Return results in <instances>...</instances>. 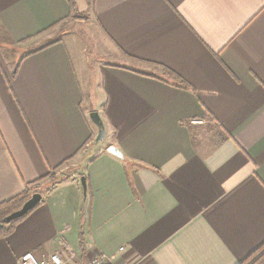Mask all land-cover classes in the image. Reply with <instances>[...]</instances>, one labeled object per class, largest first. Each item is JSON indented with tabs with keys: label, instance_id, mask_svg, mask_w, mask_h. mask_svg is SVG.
<instances>
[{
	"label": "crops",
	"instance_id": "0c3cea01",
	"mask_svg": "<svg viewBox=\"0 0 264 264\" xmlns=\"http://www.w3.org/2000/svg\"><path fill=\"white\" fill-rule=\"evenodd\" d=\"M26 184L0 264L241 262L264 242V0H0V203Z\"/></svg>",
	"mask_w": 264,
	"mask_h": 264
},
{
	"label": "trees",
	"instance_id": "16d2710c",
	"mask_svg": "<svg viewBox=\"0 0 264 264\" xmlns=\"http://www.w3.org/2000/svg\"><path fill=\"white\" fill-rule=\"evenodd\" d=\"M15 72H13L14 75ZM180 80V79H179ZM183 87L187 86V84L180 80ZM33 191L30 190L29 184H26L25 189L18 195L5 200L0 203V221L3 217L10 214L14 210L20 208L23 203L31 196ZM33 210V209H32ZM30 210L26 215L23 217L12 221L11 223L4 225L3 228L0 230V234H7L10 233L14 226L23 220L27 215L32 211ZM264 261V242L257 247L254 251H252L249 255H247L241 262L238 264H259L260 262Z\"/></svg>",
	"mask_w": 264,
	"mask_h": 264
},
{
	"label": "water",
	"instance_id": "95a60500",
	"mask_svg": "<svg viewBox=\"0 0 264 264\" xmlns=\"http://www.w3.org/2000/svg\"><path fill=\"white\" fill-rule=\"evenodd\" d=\"M90 119L91 121L95 124V126L97 127V135L94 139L95 143L98 142H103L104 140V125L103 122L98 114V112L96 111H92L90 113ZM107 151L119 158L123 157V154L121 153V151H119V149L117 147H115L114 145H110L107 147ZM80 183L84 189V191L86 190V182L84 177L80 178ZM42 199V194L40 192H33L31 194V196L23 203V205L18 208L17 210H14L13 212H11L10 214L6 215L5 217H3L0 221V230L3 228L4 225H7L9 223H11L14 220H17L21 217H23L24 215H26L30 210H32Z\"/></svg>",
	"mask_w": 264,
	"mask_h": 264
},
{
	"label": "built area",
	"instance_id": "2783aa9c",
	"mask_svg": "<svg viewBox=\"0 0 264 264\" xmlns=\"http://www.w3.org/2000/svg\"><path fill=\"white\" fill-rule=\"evenodd\" d=\"M193 123H201L200 120H193ZM122 250V248H120ZM19 264H64L60 253H52L47 259H38L32 252L24 253ZM84 264H117L115 259L105 253H97L86 260Z\"/></svg>",
	"mask_w": 264,
	"mask_h": 264
},
{
	"label": "rangeland",
	"instance_id": "374dc122",
	"mask_svg": "<svg viewBox=\"0 0 264 264\" xmlns=\"http://www.w3.org/2000/svg\"><path fill=\"white\" fill-rule=\"evenodd\" d=\"M81 27H82V26H81ZM83 29H85L84 31H87L85 26L81 28L82 32H83ZM84 33H86V32H84ZM87 33H88V32H87ZM96 135H97V127L94 126L93 141H94ZM100 143H101V142H100Z\"/></svg>",
	"mask_w": 264,
	"mask_h": 264
}]
</instances>
